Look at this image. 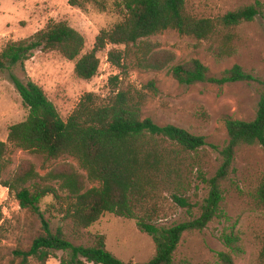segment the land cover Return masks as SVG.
Returning a JSON list of instances; mask_svg holds the SVG:
<instances>
[{
  "label": "trees",
  "instance_id": "16d2710c",
  "mask_svg": "<svg viewBox=\"0 0 264 264\" xmlns=\"http://www.w3.org/2000/svg\"><path fill=\"white\" fill-rule=\"evenodd\" d=\"M88 1L91 0H68V4L83 10ZM113 7L120 20L101 29L88 52L82 53L85 39L78 30L65 21L49 20L31 36L8 41L0 49V72L11 71L16 65L23 70L24 62L40 49L57 51L74 61L76 77L89 80L98 71V52L110 44L115 47L107 52L109 62L125 72L168 69L182 85L256 81L259 101L255 115L249 119H224L227 138L218 149L219 165L209 177L203 136L173 124H157L144 116L149 94L158 93L153 80L144 89L126 84L106 97L87 92L64 119L39 84L21 80L10 72L28 113L24 120L11 124L6 141H0V185L40 223L27 249L12 250V264H46L51 257L58 258L59 264H172L185 234L202 231L214 218L226 216L221 207L223 184L235 171L238 149L253 145L264 148V80L256 79L237 64L220 77L209 76L208 67L197 58L172 65L175 54L150 40L156 34L174 30L209 42L210 50L219 57L232 55L235 30L259 13L258 1L215 18L192 14L186 0H113ZM118 79L117 75L111 78ZM12 149L40 154L46 160L70 156L82 172L64 163L41 175L26 160L3 177ZM87 182L96 185L87 188ZM196 182L208 187L198 215L191 212L188 200ZM58 191L66 196H60ZM48 196L67 202L63 216L71 220L76 232L88 229L107 213L134 220L142 232L151 236L154 255L146 262L123 261L106 248L102 235L90 245L72 243L62 227L52 229L50 217L41 210L40 204ZM252 199L264 212V176L254 188ZM177 207L186 208L187 220L171 226L157 225ZM5 223L0 209V242ZM222 237L228 247L238 240L225 231ZM55 251L62 255L55 256ZM217 257L223 264H235L231 251H219ZM260 257L264 264V248ZM2 260L0 248V264Z\"/></svg>",
  "mask_w": 264,
  "mask_h": 264
},
{
  "label": "rangeland",
  "instance_id": "374dc122",
  "mask_svg": "<svg viewBox=\"0 0 264 264\" xmlns=\"http://www.w3.org/2000/svg\"><path fill=\"white\" fill-rule=\"evenodd\" d=\"M258 1L259 13L252 21L241 24L235 30L232 55L219 57L209 48V42L197 41L174 30H166L150 37L160 49L176 56L172 65L191 58L199 59L209 69V76L220 77L224 70L240 65L256 79L264 80V0H186L188 11L199 17H218L227 11ZM49 20L65 21L78 30L85 39L82 53L93 47L101 29L110 28L120 20L114 10L113 0H91L82 10L68 4V0H0V49L11 40H20L42 29ZM113 45H106L98 52L97 74L89 80L76 77L74 61L65 59L57 51L35 50L33 56L11 71L0 72V141H6L8 127L24 120L28 110L10 77V72L21 80L31 79L39 84L54 103L62 118L66 119L87 92L106 97L126 84L144 89L153 80L158 89L156 96L149 94L143 114L160 125L173 124L205 138L208 166L207 176H212L218 165V149L227 138L224 119L232 117L249 119L255 115L259 101V84L229 82L216 84L204 82L196 85L179 84L168 69H128L114 67L107 52ZM117 75V81L111 80ZM9 165L3 177H7L23 161H30L43 175L59 164L70 163L82 172L76 159L63 156L46 160L42 155L20 149L8 154ZM235 171L224 182V199L221 207L226 216L214 218L202 231L187 233L177 248L172 264H223L217 257L219 251H231L235 264H262L260 253L264 248V212L252 199V192L264 176V148L259 145L238 149L234 161ZM84 172V171H83ZM55 187L57 185L52 183ZM188 193L191 212L198 215L200 206L208 195V187L196 182ZM96 183H86L91 187ZM62 197L66 193L58 191ZM67 202L46 197L40 204L45 217H50L51 227L63 228L74 244L90 245L102 235L106 248L123 261L146 262L155 252L150 235L142 232L135 221L113 214H105L88 229L76 232L70 219L64 218ZM0 209L5 219L0 242L2 264H12L14 248L27 249L38 233V218L19 207L13 193L0 185ZM186 208H174L167 219L158 226H171L189 218ZM233 233L238 240L228 247L222 233ZM55 256L62 255L55 251ZM55 258L58 261V258ZM52 260V264L59 261ZM18 260H15L17 263ZM94 264V263H86Z\"/></svg>",
  "mask_w": 264,
  "mask_h": 264
},
{
  "label": "crops",
  "instance_id": "0c3cea01",
  "mask_svg": "<svg viewBox=\"0 0 264 264\" xmlns=\"http://www.w3.org/2000/svg\"><path fill=\"white\" fill-rule=\"evenodd\" d=\"M52 260H56L55 258H49L48 260H47V262H46V264H52ZM57 261V260H56ZM58 262V261H57Z\"/></svg>",
  "mask_w": 264,
  "mask_h": 264
}]
</instances>
